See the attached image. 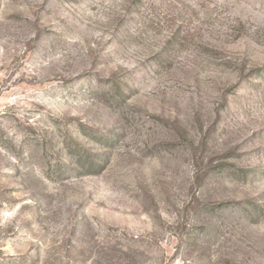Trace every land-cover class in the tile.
<instances>
[{"label":"rangeland","instance_id":"obj_1","mask_svg":"<svg viewBox=\"0 0 264 264\" xmlns=\"http://www.w3.org/2000/svg\"><path fill=\"white\" fill-rule=\"evenodd\" d=\"M0 264H264V0H0Z\"/></svg>","mask_w":264,"mask_h":264}]
</instances>
